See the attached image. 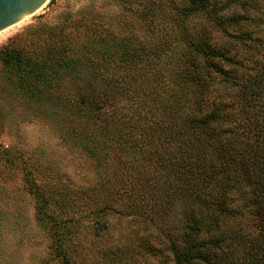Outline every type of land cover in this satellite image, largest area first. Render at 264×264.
Segmentation results:
<instances>
[{
	"label": "trees",
	"instance_id": "1",
	"mask_svg": "<svg viewBox=\"0 0 264 264\" xmlns=\"http://www.w3.org/2000/svg\"><path fill=\"white\" fill-rule=\"evenodd\" d=\"M119 1L138 19L134 39L108 42L114 24L82 16L76 26L85 20L97 40L75 62L91 76L75 75L68 57L81 47L67 34L53 58L56 106L82 117L85 158L96 146L113 152L96 164L101 209L141 223L135 248L147 263L264 264V48L247 27L256 18L227 12L231 1ZM41 57L0 46L26 92L46 88Z\"/></svg>",
	"mask_w": 264,
	"mask_h": 264
},
{
	"label": "rangeland",
	"instance_id": "2",
	"mask_svg": "<svg viewBox=\"0 0 264 264\" xmlns=\"http://www.w3.org/2000/svg\"><path fill=\"white\" fill-rule=\"evenodd\" d=\"M222 1H231L227 12L256 18L247 27L259 34L264 48V0H238L245 2L243 8ZM121 11L118 21L114 15ZM90 15L114 24L106 40L116 45L140 33L138 19L119 0H48L28 21L0 33V46L11 43L48 62L39 78L46 88L27 92L0 62V264H65L66 257L71 264H150L135 248L141 223L101 209L108 190L102 185L103 167L96 164L113 152L96 146L97 153L85 158L87 142L75 129L82 117L71 118L56 106V37L67 34L74 48L81 47L68 58L77 77L91 76L90 68L76 63L90 38L97 40L85 20L76 26L77 19ZM96 40V47L106 43Z\"/></svg>",
	"mask_w": 264,
	"mask_h": 264
},
{
	"label": "water",
	"instance_id": "3",
	"mask_svg": "<svg viewBox=\"0 0 264 264\" xmlns=\"http://www.w3.org/2000/svg\"><path fill=\"white\" fill-rule=\"evenodd\" d=\"M48 0H0V33L28 21Z\"/></svg>",
	"mask_w": 264,
	"mask_h": 264
}]
</instances>
